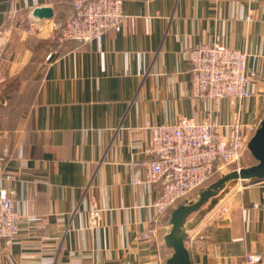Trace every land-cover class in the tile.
I'll return each mask as SVG.
<instances>
[{
    "label": "crops",
    "instance_id": "0c3cea01",
    "mask_svg": "<svg viewBox=\"0 0 264 264\" xmlns=\"http://www.w3.org/2000/svg\"><path fill=\"white\" fill-rule=\"evenodd\" d=\"M40 6L53 7V16L35 15ZM124 7L120 31L107 29L102 42L67 39L47 59L56 46L50 35L74 14V0H0V189L22 212L19 236L0 237V264H166L168 215L142 237L166 178L134 180L146 177L153 157L141 127L180 117L229 123L238 109L250 121L259 112V96H194L187 53L221 42L246 50L250 67L262 55L256 86H264V0ZM94 203L103 210L93 226ZM223 205L196 228L204 233L187 239L193 262L248 264L249 252L264 259V179L240 181Z\"/></svg>",
    "mask_w": 264,
    "mask_h": 264
},
{
    "label": "built area",
    "instance_id": "2783aa9c",
    "mask_svg": "<svg viewBox=\"0 0 264 264\" xmlns=\"http://www.w3.org/2000/svg\"><path fill=\"white\" fill-rule=\"evenodd\" d=\"M74 2L75 13L50 35L56 46L47 54V59L67 39L80 43L94 39L102 42L105 31L109 28L120 31L128 16L124 0ZM245 17L252 18L250 14ZM187 54L192 64L194 96L208 100L228 98L231 102L243 103L254 94L257 75L262 69L259 62L262 55L256 54L250 67L246 50L221 42L202 43L191 48ZM261 121L262 118L245 122L241 109L234 113L229 123L210 117L201 121L180 117L177 121L163 123L147 119L141 128L150 133V143L145 152L153 157L147 161L146 177L135 176L134 180L153 184L164 176L166 181L162 192L152 203L154 213L142 237L154 235L158 222L168 214L169 209L184 197L195 194L196 189L207 185L216 170L221 173L226 168L241 167L242 159L249 151V140ZM223 129H228V133H224ZM102 210L96 203L91 206L90 224L100 223ZM226 210V205H217L210 213L222 215ZM21 217L18 201L6 188H1L0 237L16 239L20 234ZM246 260L248 264H264L259 252H249ZM46 261L52 263L53 259Z\"/></svg>",
    "mask_w": 264,
    "mask_h": 264
},
{
    "label": "water",
    "instance_id": "95a60500",
    "mask_svg": "<svg viewBox=\"0 0 264 264\" xmlns=\"http://www.w3.org/2000/svg\"><path fill=\"white\" fill-rule=\"evenodd\" d=\"M39 17H52L51 6L33 9ZM249 152L256 161L239 168H226L218 178L205 185L199 192L184 197L171 209L167 220L170 223L164 234L167 246L173 251L166 259V264H195L187 246V239L205 217L231 192L240 181L264 179V117L249 140Z\"/></svg>",
    "mask_w": 264,
    "mask_h": 264
},
{
    "label": "rangeland",
    "instance_id": "374dc122",
    "mask_svg": "<svg viewBox=\"0 0 264 264\" xmlns=\"http://www.w3.org/2000/svg\"><path fill=\"white\" fill-rule=\"evenodd\" d=\"M257 78H258V75H257ZM259 79V78H258ZM262 91H264V86H260V85H258V86H256L255 85V87H254V94L249 98V99H246L245 101H247V100H251L252 98H256L257 96H259V106H260V109H259V112L258 113H256L252 118H251V120L250 121H252V120H256V119H260V118H263L264 117V95H257L259 92H262ZM263 93V92H262ZM244 113V112H243ZM243 113H242V115H243ZM246 122V121H245ZM250 153V152H249ZM245 154L244 155V157H243V159H242V164L243 165H247V164H250V163H253V162H255L256 160H254V158L251 156L252 154L250 153V154ZM220 174V173H219ZM219 174L215 177V179H217L218 178V176H219ZM215 179H213L212 181H214ZM212 181H210V182H212ZM209 182V183H210ZM170 214V213H169ZM169 214H167V215H169ZM210 214V213H209ZM208 214V215H209ZM207 215V216H208ZM207 216L205 217V219L207 218ZM205 219H203V221L205 220ZM202 221V222H203ZM201 222V223H202ZM200 223V224H201ZM199 224V225H200ZM198 225V226H199ZM197 226V227H198ZM196 227V228H197ZM195 228V229H196ZM195 229L194 230H192L191 232H190V234H189V237H188V240H192V238L194 239L195 237H199L202 233H204V231H206V230H202L201 232H199L197 235H196V231H195ZM206 229V228H205ZM172 249V248H171ZM168 250H169V248H168Z\"/></svg>",
    "mask_w": 264,
    "mask_h": 264
},
{
    "label": "trees",
    "instance_id": "16d2710c",
    "mask_svg": "<svg viewBox=\"0 0 264 264\" xmlns=\"http://www.w3.org/2000/svg\"><path fill=\"white\" fill-rule=\"evenodd\" d=\"M75 1V0H74ZM74 5H75V2H74ZM76 9V8H75ZM75 13V12H74ZM72 16V15H71ZM71 40H73V39H71ZM74 41H76V40H74ZM78 42V41H77ZM65 43V42H64ZM63 43V44H64ZM80 43V42H79ZM249 153V151H247V154ZM250 154V153H249ZM253 158H254V160H256L255 159V157L253 156V155H251ZM220 173V171H218V170H216L215 171V173L213 174V176L211 177V179L209 180V182L210 181H212L213 179H215V177L218 175ZM253 180H261V179H253ZM205 187V185H203V186H201L200 188H198V189H196L193 193H197V192H199L201 189H203ZM171 212V209H169V212H168V214Z\"/></svg>",
    "mask_w": 264,
    "mask_h": 264
}]
</instances>
